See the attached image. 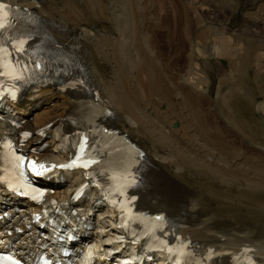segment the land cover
<instances>
[{
	"label": "bare ground",
	"instance_id": "1",
	"mask_svg": "<svg viewBox=\"0 0 264 264\" xmlns=\"http://www.w3.org/2000/svg\"><path fill=\"white\" fill-rule=\"evenodd\" d=\"M0 1L29 11L47 28L52 40L72 55L66 80L73 74L82 79L78 90L58 84L31 87L22 103L13 107L18 120L24 121L22 130L31 135L23 148L32 149V157L47 162L60 159L62 136L75 130L105 129L113 140L104 137V145L120 144L123 137L130 139L141 150L144 164L139 184L131 193L133 207L165 218V229L160 232L164 239L187 243L195 250L194 259L201 262L228 264L242 255L244 248H250L246 254L251 264H264V143L243 141L235 145L219 131L215 116L227 128L223 112L230 109L229 98L219 95L216 78L211 80L207 67L199 70L190 59L188 72L176 80L160 71V62L148 42L149 28L160 26L168 14L167 0ZM170 1L175 7L174 0ZM176 1L182 6V0ZM212 2L222 9L231 5L230 0ZM260 3L264 0L237 2L236 19L259 18L260 9L256 8ZM194 46L189 49L191 57L197 59ZM256 48L250 44L245 51L251 54ZM260 54L263 66L259 69L264 74V53ZM201 64L204 67L205 61ZM48 68L53 71L50 65ZM185 97L205 99L207 116L189 111ZM237 99L235 111L249 116L250 100ZM81 105L86 109L79 112ZM257 110L264 113V103ZM20 139L17 137V142ZM40 146L43 150L35 153ZM137 161L142 159L129 155L125 147L120 153L118 147L111 148V162L120 170ZM55 173L66 184L43 185L53 190L51 198H60L63 203L82 180L81 174ZM96 200L93 197L79 204L77 207L84 210L72 224L74 230L90 228L97 237L108 239L116 232L114 216L104 215L102 206L94 204ZM14 202V196L0 186V215H14Z\"/></svg>",
	"mask_w": 264,
	"mask_h": 264
},
{
	"label": "rangeland",
	"instance_id": "2",
	"mask_svg": "<svg viewBox=\"0 0 264 264\" xmlns=\"http://www.w3.org/2000/svg\"><path fill=\"white\" fill-rule=\"evenodd\" d=\"M167 1L165 10L168 14L160 20V26L157 25L161 28L159 29L157 26H153V29L149 28L151 29L149 30L151 37L148 42L149 44L152 43L155 55L160 62V71L166 76L168 75L169 79L176 80L178 76L188 72L191 61V65L194 67L198 65L199 70L203 71L207 67V72L210 76L212 75L211 80L214 76L216 78L215 86L219 95L222 94L224 97L229 98L230 109L223 112V117L229 128L228 126L226 128L221 123L220 118L215 116L216 123H219H217L220 127L219 131L235 145L244 144L243 141L252 144L264 143V113L257 110L258 105L264 103V74L260 73L261 69H259L263 66L260 53H264V4L260 3L259 8H256L261 10L258 11L261 13L259 18L251 19L246 16L239 20L236 19V7L242 0H230L229 10L216 7L213 2L211 3V0H203L204 2L202 0H182V6L174 0L175 7H173L170 0ZM260 6H263V8ZM176 11L180 14L177 15ZM155 28H157V31ZM250 44H256L257 48L256 51L247 54L245 49ZM193 45H195L194 51L196 50V53L198 51L197 59L191 57L192 49L189 48ZM246 56L249 57L248 60H244ZM203 61H205L204 67L201 64ZM245 62H248V65ZM169 71L171 74H169ZM242 97H247L246 99L250 100L251 113L249 116L235 111L234 105L238 101L237 98L243 100ZM246 99L244 98L243 101H246ZM185 103L188 104V107L190 106L189 111H193L198 115L201 112L202 116H207L204 115L207 113V101L205 99L185 97ZM219 105L221 107V104ZM219 105L217 103L218 107ZM220 107L219 109H221Z\"/></svg>",
	"mask_w": 264,
	"mask_h": 264
},
{
	"label": "snow or ice",
	"instance_id": "3",
	"mask_svg": "<svg viewBox=\"0 0 264 264\" xmlns=\"http://www.w3.org/2000/svg\"><path fill=\"white\" fill-rule=\"evenodd\" d=\"M14 10L8 8L6 5L4 4H0V32H2V30H4L7 27H10L11 24L9 22V16L10 13H12ZM25 43V41L23 39L21 40H17L13 43V48L18 51L23 53L24 52V48H23V44ZM0 53H3V55H0V68L4 69L3 72H0V75H8L10 74V72H15V66L12 65L11 68H9V62L7 60V57L10 55V53L7 52V50L5 48H3V46H0ZM23 71V70H21ZM15 78H19V76H16ZM27 135V134H25ZM3 147L8 149V153L5 154L4 160L7 164L10 165V168H3L0 170L3 171H9L11 170L12 173H14L15 175H17L18 177H23L24 176V166H25V158L23 156L17 155L11 145L10 141H6L3 145ZM81 153H84V147L83 145L81 146ZM11 157V159L9 160L8 157ZM80 158L78 157L77 160H79ZM95 161L92 160H87L83 163V167H88L90 163H94ZM74 164L76 163V161L73 162ZM72 165H67L65 167H71ZM27 167L31 168L34 172L36 170V164L35 162H27ZM39 167H43V165H39ZM37 175H39V172H36ZM114 181L117 179V177L114 175L111 177ZM120 180H125L126 176L124 174H121L119 177ZM126 186H130V185H126ZM124 191L123 189H121L120 191V195H124ZM157 219H162V217H157ZM169 251H171V249H169ZM0 264H19V262L15 259V257L4 254V253H0Z\"/></svg>",
	"mask_w": 264,
	"mask_h": 264
},
{
	"label": "water",
	"instance_id": "4",
	"mask_svg": "<svg viewBox=\"0 0 264 264\" xmlns=\"http://www.w3.org/2000/svg\"><path fill=\"white\" fill-rule=\"evenodd\" d=\"M173 126H175V124Z\"/></svg>",
	"mask_w": 264,
	"mask_h": 264
}]
</instances>
